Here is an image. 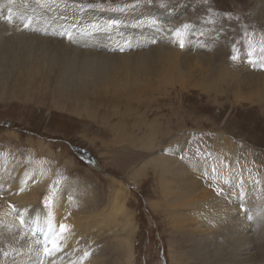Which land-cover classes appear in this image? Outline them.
I'll return each mask as SVG.
<instances>
[{
  "label": "rangeland",
  "instance_id": "rangeland-1",
  "mask_svg": "<svg viewBox=\"0 0 264 264\" xmlns=\"http://www.w3.org/2000/svg\"><path fill=\"white\" fill-rule=\"evenodd\" d=\"M9 1L14 8L8 9L6 15H0V24L4 28L6 27L5 29H9L8 32L0 35V45H4L3 41L6 36L13 37L11 41L13 43L9 42V44L14 47L15 44H18L15 41H18V49H21L19 51L22 52L19 55L17 50L10 58L0 54V66L2 67H0L2 71L0 72V164L5 166L2 174L7 179L4 182L13 185L19 184V188L11 192L0 190V214L2 215H0V236L2 235L0 237V241H2L0 243V246L2 245L0 247V264H6L11 260L9 253L15 244L10 237L11 229H13L11 225L14 223L18 230H22L21 226L25 224L24 222L29 223L32 216L37 213L33 206H38V202H42L44 199L53 203H51V210L56 216L55 224L62 226L63 221L67 220L68 225L71 223L69 225L71 227H68L69 231L77 228L74 229L76 231L73 230L75 234L78 232L77 237L70 233V236L73 237L69 238V244L75 243L76 241H73L79 236L82 237L78 238L81 242H77L78 245L80 244L79 248L82 247L85 250V252L81 250L84 252L83 254L81 251V253L79 252L82 254L80 259L86 257V261L93 262L92 264H127V254L123 243L118 248L114 233L105 234L108 227L111 226L113 230L114 223L110 226L106 225L98 214H95L94 217L97 216L93 217L90 222L85 220L86 217L84 219L86 212H99L104 210L105 206L108 207L111 204L108 201H111L112 195L120 188H124V202L135 225L132 237L133 258L131 264H219L221 261L227 262L225 264H235L234 261H226V252L222 247L209 242L214 240L209 234L198 233L200 234L199 241L196 240V233L183 234L188 222L180 216L172 215L175 224L179 226L176 228L177 231L172 233L168 229L169 223L164 213L158 212L154 208L155 201H158L157 205L163 206L165 199L161 196L160 188H157L155 171L151 167L154 164L151 162L161 154L163 147L167 148L163 155L167 159H172L171 151L179 153V150H181L179 156L186 155L188 152H190V156H194L197 151L200 156L212 155L213 150L209 145L213 143L214 139L227 134L243 159L248 157L253 162L256 160L264 170V112L262 111L264 102L258 105V103L249 101H237L231 92L235 86H241L240 82L244 85H247L249 80L258 83L264 82V68H262L264 67V50L259 51L264 49V41L254 45L252 51L248 46L246 49L244 45L249 40L248 38L251 39L254 36L264 39V0ZM2 2L7 3L8 0H0V3ZM151 8L156 11V15H153ZM16 13H20L25 21L34 24L37 29L43 32L45 29H49L51 34L48 38L30 36L34 40H30L31 38L27 36L23 38V34L14 35L13 30H18V28L12 27L16 23ZM146 14V18L141 19ZM162 18H164L163 22ZM62 22L64 26L61 29L59 25ZM75 23L85 26V32L97 36V39L88 40L89 35L86 33L80 37L81 39L75 38L71 34V30L74 28H69ZM18 27L26 28L24 25ZM208 29L224 37H231V42L230 40H221L222 43L218 41L214 44L208 34H205V37L209 39L205 40L202 31ZM177 31L180 32L179 36ZM19 33L21 32L19 31ZM69 35L70 37H68ZM24 40L27 42L23 43ZM96 41L104 44L96 46L98 44ZM25 45L27 48L29 47L28 52H25ZM229 45L232 48L229 49ZM173 48L174 50H172ZM93 51H96L97 55L103 54L111 57L109 70H106L109 73L107 77L115 80V86L106 87L101 83L90 81L88 85L80 89H72L71 85L68 88L65 83H62L61 87L64 65L70 59L69 57H95L90 55L93 54L91 53ZM250 52H256V55L249 57ZM243 53H245L247 61L244 59L246 64L239 65L238 58L243 56ZM172 54L179 63L178 71L175 72L176 80L173 84L167 85V88L165 86V89L161 88L160 93L156 91L153 94L148 92L139 94V102L132 99L128 101L127 99L135 92L121 91L116 84L121 79L128 78L130 80L136 75L141 83L138 87L150 85V83L155 86L161 78V70L165 65L164 60L168 58L169 63L173 58ZM216 54H219L220 57ZM44 56L46 57L43 60ZM22 57L24 58L22 59ZM47 57H50L51 60L49 58L48 60ZM54 58L57 61L53 60ZM194 58L197 59L196 62L199 65L194 62L191 64L194 71L190 76L186 65L189 60ZM5 60H9L10 62H7L10 64L5 63ZM205 60H215V62L212 61V64L208 63L209 67L221 64L230 70H238L234 71L235 75L236 73L238 75H236V81L231 82L233 84L231 89L227 85H223L221 93H217V90L214 89L215 92L211 91L208 96L195 88L189 90L181 88L182 84L190 83V77L197 80L196 77L199 74L197 72L202 64L206 65ZM226 60L227 62H223ZM31 61L35 66H32ZM141 63L142 66H140ZM36 67L40 69H36ZM130 73L133 75L131 76ZM253 74L255 77H251ZM91 79L96 81V78ZM105 81L107 80L105 79ZM244 85L238 87L240 96L252 95L256 92L252 89H244ZM169 87H175L178 90L172 91ZM249 90H252L249 92L250 94ZM259 90L264 92V87ZM125 102H127L126 105ZM174 110L179 112L176 118L172 117ZM166 116L172 118L170 131L166 130L168 119ZM178 119L182 123L177 122ZM153 120H158L157 122L163 124L164 128L160 127V129L164 131L161 133L160 130V133L154 136L155 139L141 144L138 138L148 137L151 133L149 131L146 134L148 129L145 123L150 124ZM180 125L185 126L181 128ZM178 131L180 136L175 137ZM125 137H128L127 140L130 143L124 140ZM171 139L173 140L170 142ZM159 140L162 144L158 143ZM158 152H160L159 155ZM90 159H93V162ZM146 162L147 164L144 166L143 164ZM136 172L139 173L135 174ZM35 177L40 178L36 180ZM70 178L72 179L70 180ZM203 184V186L206 184L212 186L213 183L206 181ZM74 185H77L76 188L79 190L77 199V196H71V189L75 187ZM262 189L264 190V188ZM23 207L27 209L25 210ZM44 213L42 216L47 218L46 211ZM77 217L81 219L80 226L83 225L81 229L77 225L80 221L78 223L74 219ZM82 220H85L84 223ZM119 221L121 220L119 219ZM84 228L87 231L91 230L89 241L86 240L87 231ZM100 228L106 229L102 235L98 234ZM203 243L213 246L211 247L213 250L210 249V252L199 250L197 245ZM113 247L116 251L112 249ZM198 251L200 257H203L200 260H197ZM221 256L222 258H220ZM181 257H184L185 263L181 261ZM259 259L264 262V257Z\"/></svg>",
  "mask_w": 264,
  "mask_h": 264
},
{
  "label": "bare ground",
  "instance_id": "bare-ground-1",
  "mask_svg": "<svg viewBox=\"0 0 264 264\" xmlns=\"http://www.w3.org/2000/svg\"><path fill=\"white\" fill-rule=\"evenodd\" d=\"M2 8H4V9L0 13V15L1 14L6 15V11L8 9H10V8H14V6L10 5V1L8 0L7 3H3V2L0 3V11H1ZM151 12L153 13V15L157 14L156 11L154 9H152V8H151ZM15 16H16V23L13 24L12 27L13 28L15 27V29L18 28V30L17 29L13 30L14 31V35L15 34H19V35L23 34L24 35L23 38H25V36H27V37H30V36L39 37L40 36V38H48L49 35L51 34L49 29H45L44 32H43V31L37 29L34 24H31V23L29 24V21H25V19L23 17H21L20 13H16ZM75 16H77V15H75ZM146 16H147V14L143 15L141 17V19L146 18ZM216 16L218 18V15H216ZM163 19L164 18H162V22H163ZM215 19H216V17H215ZM63 22L59 25L60 28L64 26ZM19 25H24V26H26V28L22 29V28L18 27ZM72 25L73 26L70 25L69 28H74V29L71 30V34L74 35L75 38L76 37L80 38L82 35H84V33H86L85 32V26L83 27L81 24H77V23L72 24ZM87 25H89V24H87ZM196 25H198V24H196ZM208 25L210 26V24H208ZM57 27H58V25H57ZM5 28H4V26H2L0 24V35H2L4 32H8L9 29L7 30ZM60 28H59V31H60ZM205 29H206V27H205ZM65 30H67V29H65ZM19 31L21 33H19ZM90 31H91V29H90ZM11 32L12 31H10V33ZM219 32H220V30H219ZM79 33H81V34L79 35ZM202 33H203L204 37H205V34L206 35L208 34L210 39H211V41L214 44H216L218 41L222 43L221 40H227V41L230 40V42H231V39H232L231 37L230 38L224 37V36L218 34L217 32H214V31H212L210 29H208L207 31L203 30ZM11 34H13V33H11ZM87 35H89V39L88 40L92 41V40H96L97 39L96 38L97 36L90 35V34H87ZM68 37H70V35ZM12 39H13V37L10 38V37L6 36L5 41H3L4 45H0V54H3L7 58H10L11 56H13L17 52V50L18 51L21 50V49H18L19 48V42L18 41H15V43H18V44H15L14 47L9 44V42H11ZM207 39H209V38L205 37V40H207ZM248 39L249 40L244 45H245V48H246V46L251 48V51L254 50L253 49L254 45H257L259 43L261 44L262 40L264 41V39L261 38L260 36H254L253 38H251V39L248 38ZM16 40H17V38H16ZM21 40L23 41L22 38H21ZM30 40H34V39L31 38ZM233 40H232V42H233ZM39 41H40V39H39ZM25 42H27V41L24 40L23 43H25ZM37 42H38V40H37ZM11 43H13V42H11ZM30 43H32V42H30ZM103 44L104 43H98L96 46H100V45H103ZM223 44H224V42H223ZM28 46H30V45H28ZM210 47H209V50H210ZM25 48H24L25 52H28L27 50L29 49V47L27 48V46H26ZM185 48L186 47L184 45V49ZM213 48H215V47H213ZM230 48H232V47L229 45V49ZM241 49H244V48H241ZM31 50H33V49H31ZM31 50H29V51H31ZM91 50H92V48H91ZM172 50H174V48ZM181 50H182V48H181ZM225 50L227 51V49H225ZM33 51H31V52L33 53ZM259 51L262 52L263 50L261 49ZM20 52H22V51H19V55H21ZM25 52L23 51V54ZM31 52H29V53L31 54ZM219 52H220V49L218 50V53ZM245 52H247V51H245ZM91 53H93V54H90V55H93L95 57H82V58L69 57L70 59L67 62L65 61L66 65H64L62 63L65 67H64V70H63V76L64 77L61 78V84H60L61 87H62V83H65V84H67L66 87H68V88H70L69 85H71L72 89H76V88L80 89V88L85 87V85H88V83L90 81L92 83H101L103 86H106V87L115 86L114 85L116 83L115 80L112 79L109 76L107 77V75H109V73H107V70H109L108 66L111 63V57L107 56V55H103V54L102 55H97L96 51H93ZM23 54H22V56H25ZM194 54L197 55V53H194ZM244 54L245 53H243V56L241 55L238 58V60H239L238 64L239 65H242V63H243V65L246 64L247 60L245 59ZM27 55H28V53H27ZM35 55H37V54L35 53ZM57 55H55V56H57ZM248 55H249V57H252L253 55H256V52H250V54H248ZM28 56H27V58H28ZM84 56H88V55H84ZM97 56H100V57H97ZM217 56L220 57L219 54ZM263 56H261V57H263ZM45 57L46 56L43 57V60H44ZM172 57L173 58L170 59L171 61L169 63H168V61H169L168 58H166L164 60V64L165 65L163 67V70H161V78L158 80L157 84L155 83L156 84L155 86H152L151 83H150V85L146 84V85H141V87H138V85L141 84V83L138 80L139 77H136V75H134V77L131 78L130 80L128 78L127 79H121L116 84L117 87L120 88L121 91H125V92L133 91V92H135L130 98L127 99L128 101H130L132 99V100H135V101L139 102L138 101V99H140L139 94L144 93V92H148L150 94H153L154 92L158 91L160 93V91H162L161 88L164 87V89H165V86L167 88V85L173 84V82L176 80L175 72L178 71L179 63H178L177 58L174 57L173 54H172ZM214 57L215 56L213 55V58ZM261 57H259V58H261ZM23 58L24 57H22V59ZM48 58L51 60L50 57H47V59ZM56 58H54L53 60L57 61V59L59 57L57 59ZM62 58H63V55H62ZM22 59H20V60L23 61ZM17 60H19V59H17ZM53 60H52V62H54ZM196 60L197 59H195V58L193 60H191V61L189 60L188 64L186 65L187 68L189 69L188 72H189L190 76H191L192 72L194 71V70H192V67H191L192 65L191 64L194 62L197 65H199L196 62ZM200 60H202V59H200ZM7 61H9V60H5V63ZM12 61H14V60H12ZM38 61H39V58H38ZM203 61H202V63H203ZM205 61H206V65H204L205 67L202 64V66L200 67L199 71L197 72V73H199V74H197V77H196L197 80L195 81V80H193V78L190 77L191 80L190 81L188 80L190 83L189 84L186 83L185 85L182 84V86H183V87H181L182 89L189 90V89H194L195 88V89L200 90L202 93H205L206 95L210 96L211 91H214V89L217 90V93L218 92L221 93L223 91V88H222L223 85H227L229 88L232 87L233 84H231V82H235L236 81L235 79L237 78L236 75H238L237 73L235 75L234 71L237 72L238 70H230L229 68H226L227 66H224V65H221V64H215L212 67H209V64H212L213 60H205ZM253 61H255V60H253ZM9 62H7V63H9ZM186 62H187V60H186ZM213 62H215V60ZM223 62H227V60L223 61ZM235 62H237V61H235ZM23 63H24V61H23ZM31 64H32V61H31ZM181 64H182V62H181ZM33 65L35 66L34 63L32 64V66ZM142 65L143 64L141 63L140 66H142ZM2 66H3V64H2ZM228 67H229V65H228ZM239 67H241V66H239ZM237 68H238V66H237ZM251 68H253L252 65H251ZM262 68H264V67H262ZM36 69H40V68L36 67ZM139 69H137V70H139ZM234 69H235V67H234ZM29 70H31V69H29ZM32 70H34V69H32ZM0 72H2V71L0 70ZM140 72H142V71H140ZM140 72H138V73H140ZM240 73L242 74V72H240ZM247 74L249 75L250 73L248 72ZM130 75H131V73H130ZM132 75H133V73H132ZM198 75H201V76H198ZM252 76H254V74L251 75V77ZM198 77H200V78L198 79ZM91 78H93V79L96 78V81L94 80L95 81L94 82ZM105 79L107 81H105ZM244 80H245V78H244ZM192 81H195L196 83L195 82L193 83ZM243 82H246V81H243ZM247 82H248L247 85H244V83L240 82L241 86H237V87L235 86V89L233 88L231 90V92L235 95V99L237 98V101L241 100V101H249L250 103H256V104L258 103V105L262 104L264 102V92H261L259 89L264 87V82L261 81V82L258 83L256 81L251 82L250 80L247 81ZM243 85H244V87H243L244 89H246V88L247 89H252L254 92L255 91L256 92L254 94H252V95L240 96L238 87H242ZM253 86H257V87H253ZM169 88H171L172 91L173 90H176V91L178 90L175 87H169ZM252 90H249L248 93L250 91H252ZM163 94H165V93H163ZM212 94H214V93H212ZM214 95H216V94H214ZM142 99H144V98H142ZM60 102H61V100H60ZM126 103L127 102H125L124 104L126 105ZM128 103H130V102H128ZM127 110H129V109H127ZM262 111L264 112V110H262ZM178 113H179L178 110L176 112L174 110L173 113H172V117L176 118L178 116ZM166 118H168V117L166 116ZM171 120H172V118L171 119L168 118L167 121H166V130L167 131H170V126H171V123H172ZM157 121L158 120H153V122L150 123V124L145 123L146 124L145 126H147V129H148L146 134L149 131H151V133H150V136H148V137L145 136V138H141V137L138 138L141 144H143V142H145V141H149L151 139H155L156 137L154 138V136L156 134L160 133V130H161V133L164 131V130L160 129V127L164 128V125L160 124ZM177 122L182 123V121L179 120V119H178ZM183 126H185V125H180L181 128ZM117 132H118V130H117ZM178 134H179V131L177 132L175 137L180 136ZM150 137H152V138H150ZM127 138L128 137H125L124 140L130 143V141H128ZM161 138H162V135H161ZM166 138H168V137H166ZM138 139H135V140H138ZM121 140H120V142H122ZM172 140L173 139H171L170 142ZM127 142H125V143L127 144ZM158 143L162 144L161 140H159ZM40 144H41V142H40ZM235 146L231 143L230 137H228L227 134H226V135H221L220 137L214 139L213 143H211L209 145V147L213 150L211 152L212 155H207L206 154V155L200 156V154H198V151H197L196 154H198V155L194 154V156H190V152H188L186 155L179 156L180 151H181V150H179L178 151L179 153H177L175 151L174 152H172V151L170 152L169 151L170 153H172V155H170L172 157V159H167V158H165V156H163V155H165V151H166L167 148L165 149L163 147V149H165V150L162 149L161 150V154H160V152H158V155L160 154L161 156L159 155L157 158L155 157V159L153 161H152L153 158L151 159V161H152L151 164H154V165H151V167L155 171L154 175H155V179H156L157 188L158 189L160 188L161 196L165 199L163 206H161V204L157 205L158 201H155L154 208H155L156 211L164 213V215L166 217V220L169 223L167 225L168 229L172 233H175V231H177L176 228L179 227L177 224H175V221L172 219V215H175V216H180L184 221L188 222V225L185 227L183 234L188 235V234H195L196 233V240L197 241H199V239H200V234H198V233H201L203 235L205 233H207L210 236H212L214 238V240L212 239V241H211L209 239L210 240L209 242H212L215 245L217 244L218 246H220V247H222L224 249V251L226 252V256H227L226 257L227 258L226 261H228V262L234 261L235 264H263L264 262H262L259 258L264 257V190L262 189V188H264V170L262 169L263 167L261 168V166H259V164H258L259 162L257 163L256 160H255V162H253L248 157H244L245 159H243L241 157V155L239 154V152L237 151ZM250 151H251V149H250ZM251 155H252V153H251ZM251 155H250V157H251ZM186 157H188V158H186ZM90 160H92L91 162H93V159H90ZM146 164H147V162L144 163L143 165L145 166ZM0 165L4 166L3 164H0ZM1 166H0V190L1 191H6V192L7 191L11 192V191L19 188V184L18 185H13V184H8V183L4 182L7 179L6 176H4L2 174V172L5 169V166L4 167H1ZM138 173L139 172H136L135 174H138ZM37 174L40 175L39 173H37ZM35 179L38 180L37 177H35ZM71 179L72 178H70V180ZM73 179H75V178H73ZM67 181H68V179H67ZM203 181L204 182L207 181L208 183L210 181H212L213 184H212V186H209L207 184L205 186H203L204 185ZM70 183H69V185H70ZM37 184H38V182H37ZM76 186L71 189V194H72L71 196H75L76 197L78 195L79 190H78V188H76ZM162 186L164 188L165 187L168 188L169 190L168 189L165 190ZM120 187H121V185H120ZM29 189H30V187H29ZM92 193H93V191H92ZM92 193H90V194H92ZM109 194H111V193H109ZM21 195H23V194H21ZM124 197H125L124 188H120L118 191H115L114 195H112L111 201H108V202H111V204L109 203L110 205L108 207L105 206V208H103L104 210H101L99 212L98 211L97 212L96 211L95 212L94 211L86 212L84 210L86 212V214L85 215L83 214V215H84V219L86 217L85 220H87L88 222H90L93 219L95 214H98V216L103 218L101 221L105 222L106 225L110 226V225H113V223H114L113 230L111 229V226H110V228L108 227L107 233H105V234H110L111 235V234L114 233V235H115L114 239L118 243V248H119L120 244L123 243V248H124V250H125V252L127 254L126 255V257H127L126 263L127 264H131V261H132V258H133L132 237H133V234L135 232V225L133 223L131 215L128 213V210L126 208V205H125V202H124V199H125ZM65 198H67V197H65ZM77 198H78V196L76 197V199ZM76 199H75V201H76ZM22 200H24V199L22 198ZM22 202H21V204H22ZM40 202H38L39 203L38 206H33L35 208V210H37V213L35 214V216H32V219L29 220V223L26 224V222H24L25 224L21 226L22 230H18L15 227L14 223H13V225H11V226H13V229L9 228V229H11L10 237L14 240L15 244H14L11 252L9 253V257H11V260L10 261L8 260L9 262H7L6 264H92L93 262L90 263L89 261H86V257H83L82 259L79 258L85 252V250H83L82 247L79 248L80 244L78 245V243H77V242H81L78 239L81 236H79L76 240L73 241V242L76 241L75 243L69 244V238H71V236H72V235L70 236V233H73V230L77 229V228H74L73 230L69 231L68 227H69V225L71 223H69V225H68V221L65 220V221H63L62 226H65L66 230H62V228L60 227L61 225H58V224L54 223V220H55L56 216L51 210V206H52L53 203L51 202L52 203L51 204L48 199H44L41 203ZM72 202H74V201H72ZM173 202H174V204H173ZM26 207H23V208L26 210L28 208V207L27 208ZM61 207H63V206H61ZM73 207H74V203H73ZM4 208H6V207H4ZM56 208H57V206H56ZM94 209H95V207H94ZM86 210H88V209H86ZM95 210H97V209H95ZM44 211H46V215H47L46 217L47 218H44V216H42V214H45ZM5 212H7V211L5 210ZM85 212H83V213H85ZM3 213H4V211H3ZM73 217H75V215H73ZM100 217H98V218H100ZM77 218H74V219H76V221H78V223L80 221V223L79 224L75 223V224H77L79 226L78 227L76 225V227L81 229V227L83 226V225L80 226L81 219H80V217H77ZM69 219H71V218H69ZM119 219L121 221H119ZM85 220H82V222L85 221ZM71 222L73 223V220ZM101 224H103V223H101ZM85 226H87V225L85 224ZM88 226H89V224H88ZM90 226H91V224H90ZM84 229L86 230V228H84ZM74 231H76V230H74ZM78 231H79V229H78ZM90 231L91 230L87 231V236L82 231L83 234L85 235V237L87 238L86 239L87 241H89L88 237H89V232ZM104 232H106V229L100 228V231H98V234L102 235ZM74 234L75 233H73V235ZM76 237H77V235H76ZM193 237H195V236H193ZM104 238H106V237H104ZM192 240H193V238H192ZM192 240L190 239V241H192ZM0 243H2V241H0ZM19 243H21V244L17 246V244H19ZM192 243H193V241H192ZM205 244L203 243L202 245H197V248L199 250H205V251L207 250V251H209L211 249V247H213V246H211L209 244H207V245H205ZM170 245H171V243H170ZM112 249L114 251H116V249L114 247ZM81 250H83L84 252L81 251ZM211 250H213V249H211ZM80 251L82 252V254H79ZM114 251H113V253H114ZM170 251H171V249H170ZM198 253H199V255H198L197 260H200L203 257L202 256L200 257V252L199 251H198ZM0 255H1V252H0ZM209 255H210V253H209ZM5 258H6V256H5ZM215 258H216V255H215ZM220 258H222V256ZM181 261L183 263L186 262L184 260V257H181ZM212 262H213V260H212ZM1 263H2V261H1ZM221 263L225 264L227 262L221 261L219 264H221Z\"/></svg>",
  "mask_w": 264,
  "mask_h": 264
},
{
  "label": "snow or ice",
  "instance_id": "snow-or-ice-1",
  "mask_svg": "<svg viewBox=\"0 0 264 264\" xmlns=\"http://www.w3.org/2000/svg\"><path fill=\"white\" fill-rule=\"evenodd\" d=\"M185 27H187V25H185ZM177 35L179 36L180 35V32L179 31H177ZM182 46V45H181ZM262 50H264V49H262ZM233 59H236V57H233ZM61 228H62V230H66L65 229V226H61ZM55 246V245H54Z\"/></svg>",
  "mask_w": 264,
  "mask_h": 264
}]
</instances>
